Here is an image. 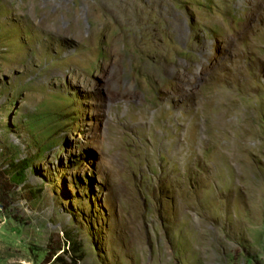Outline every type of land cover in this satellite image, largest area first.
Returning a JSON list of instances; mask_svg holds the SVG:
<instances>
[{
  "label": "rangeland",
  "instance_id": "obj_1",
  "mask_svg": "<svg viewBox=\"0 0 264 264\" xmlns=\"http://www.w3.org/2000/svg\"><path fill=\"white\" fill-rule=\"evenodd\" d=\"M0 264H264V0H0Z\"/></svg>",
  "mask_w": 264,
  "mask_h": 264
},
{
  "label": "trees",
  "instance_id": "obj_2",
  "mask_svg": "<svg viewBox=\"0 0 264 264\" xmlns=\"http://www.w3.org/2000/svg\"><path fill=\"white\" fill-rule=\"evenodd\" d=\"M12 177H13V180L14 181H16V182H21V181H23V178H24V175H23V172L22 171H20V172H15L13 175H12ZM74 259V263H76V259L75 258H73Z\"/></svg>",
  "mask_w": 264,
  "mask_h": 264
}]
</instances>
